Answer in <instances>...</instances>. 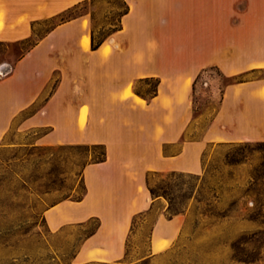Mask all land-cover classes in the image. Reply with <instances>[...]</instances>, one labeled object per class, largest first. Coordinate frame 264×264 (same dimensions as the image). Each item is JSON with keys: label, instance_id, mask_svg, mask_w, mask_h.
I'll list each match as a JSON object with an SVG mask.
<instances>
[{"label": "crops", "instance_id": "0c3cea01", "mask_svg": "<svg viewBox=\"0 0 264 264\" xmlns=\"http://www.w3.org/2000/svg\"><path fill=\"white\" fill-rule=\"evenodd\" d=\"M90 2L0 0V45L19 50L12 66L0 65L9 68L0 73V143L17 122L18 133L45 130L38 145L104 146L105 160L81 171L83 196L46 209V226L97 222L74 261L115 263L126 258L133 218L158 206L155 257L176 243L184 219L165 216L148 175L197 176L208 145L264 142V79L251 77L264 71V0H123L127 13L96 50L90 14L65 18ZM210 69L244 81L214 94L204 133L188 138L206 115L193 116L199 81L192 87ZM146 79L158 81L152 97L136 94Z\"/></svg>", "mask_w": 264, "mask_h": 264}, {"label": "rangeland", "instance_id": "374dc122", "mask_svg": "<svg viewBox=\"0 0 264 264\" xmlns=\"http://www.w3.org/2000/svg\"><path fill=\"white\" fill-rule=\"evenodd\" d=\"M123 0H91L65 18L82 13L92 18V35L98 40L119 26ZM17 46L0 45V65H13ZM4 68L0 73H6ZM1 77V74H0ZM264 79V71L252 75ZM208 83L207 86L205 84ZM229 80L214 71L199 80L194 114L205 112L197 129L187 137L201 138L217 110L214 98ZM155 81L138 85L150 94ZM213 95V98H212ZM85 117V110L81 116ZM17 122L0 143V264H76L74 256L83 240L97 228L68 226L51 232L44 211L84 194L83 167L101 157L102 150L88 146L36 144L45 130L15 131ZM197 175H148V187L167 205L165 216L182 215L180 237L167 252L148 256L149 235L160 209L136 215L126 241V258L115 263L85 264H264V142L208 145Z\"/></svg>", "mask_w": 264, "mask_h": 264}, {"label": "trees", "instance_id": "16d2710c", "mask_svg": "<svg viewBox=\"0 0 264 264\" xmlns=\"http://www.w3.org/2000/svg\"><path fill=\"white\" fill-rule=\"evenodd\" d=\"M126 13H127V7H125V11L123 12L122 15H124V14H126ZM114 31H115V30H114ZM107 37H108V36H106V37H102V38L96 40V39L93 37V35H92V36H91V49H92V50H96V49H97V48H98V47H99V46H100V45L106 40ZM210 71H214L219 77L223 78L217 70H215V69H210ZM205 72H206V71H205ZM200 78H201V75H199V76L197 77V79L195 80V82H194V84H193V87H192V93L194 92V90H195V85H196V83L199 81ZM223 79H227V80H229V83L227 84V85H229V84H233V83L243 82V81H244V75H239V76L231 77V78H223ZM148 81H150V80H147V79H146V80H144L143 82H148ZM157 85H158V81H155V87H154V89L152 90V92L150 93V94H151V97H152L153 95L156 94V87H157ZM136 94L139 95V96H142V94H141L139 91H137V90H136ZM91 147L94 148V149H101V150H102L101 157H99V158H98V157L95 158L94 161H93L92 163H100V162H103V161L105 160V155H106L104 146L96 145V146H91ZM146 184H147V188H148V190H149V192H150V195H151V196H154V195H155V192L152 191V190L148 187V177L146 178ZM136 217H137V216H135V217L133 218V220H132V225H133L134 220L136 219Z\"/></svg>", "mask_w": 264, "mask_h": 264}, {"label": "bare ground", "instance_id": "6f19581e", "mask_svg": "<svg viewBox=\"0 0 264 264\" xmlns=\"http://www.w3.org/2000/svg\"><path fill=\"white\" fill-rule=\"evenodd\" d=\"M83 122H84V121L81 119L80 122H79L80 126L83 125Z\"/></svg>", "mask_w": 264, "mask_h": 264}]
</instances>
